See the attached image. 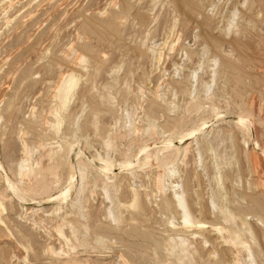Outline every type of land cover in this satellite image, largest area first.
<instances>
[{
	"label": "rangeland",
	"instance_id": "374dc122",
	"mask_svg": "<svg viewBox=\"0 0 264 264\" xmlns=\"http://www.w3.org/2000/svg\"><path fill=\"white\" fill-rule=\"evenodd\" d=\"M0 264H264V0H0Z\"/></svg>",
	"mask_w": 264,
	"mask_h": 264
},
{
	"label": "bare ground",
	"instance_id": "6f19581e",
	"mask_svg": "<svg viewBox=\"0 0 264 264\" xmlns=\"http://www.w3.org/2000/svg\"><path fill=\"white\" fill-rule=\"evenodd\" d=\"M65 197H66V191H65V193H63L61 196H59V198H62V199L65 198ZM59 198H58V199H59ZM186 220H187V219H186Z\"/></svg>",
	"mask_w": 264,
	"mask_h": 264
}]
</instances>
